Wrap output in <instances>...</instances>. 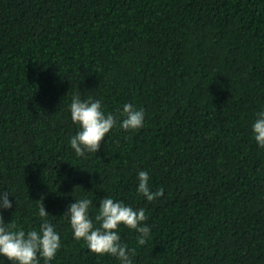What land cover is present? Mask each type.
I'll return each instance as SVG.
<instances>
[{
    "label": "trees",
    "instance_id": "trees-1",
    "mask_svg": "<svg viewBox=\"0 0 264 264\" xmlns=\"http://www.w3.org/2000/svg\"><path fill=\"white\" fill-rule=\"evenodd\" d=\"M144 126L114 127L77 156L71 96ZM264 0H0V191L17 228H38L37 201L61 234L50 264H118L76 240L63 215L88 196L144 208L151 235L134 264H264ZM149 171L146 201L136 173ZM4 259V264H12ZM43 264V258H41Z\"/></svg>",
    "mask_w": 264,
    "mask_h": 264
},
{
    "label": "clouds",
    "instance_id": "clouds-1",
    "mask_svg": "<svg viewBox=\"0 0 264 264\" xmlns=\"http://www.w3.org/2000/svg\"><path fill=\"white\" fill-rule=\"evenodd\" d=\"M71 120L78 125L75 135L69 138L71 148L77 156L86 153H96L101 141L114 127L122 129H139L144 126L145 112L142 107L125 102L119 110L122 119L117 114L106 112L101 99L88 97L82 99L79 93L71 96L68 105ZM256 118L251 124V134L258 147L264 148V108L256 112ZM136 192L146 201H153L164 195V188L151 190L148 170L140 169L136 173ZM41 196L37 201V215L40 217L38 228L29 230L17 228L6 223L3 211L13 207L9 192L0 191V258H6L12 264H50L61 247V234L55 224L48 218L50 214ZM93 200L88 196L74 198L67 205L63 215L70 224L72 235L76 240H83L88 249L96 254L115 257L118 264H134L135 250L129 248L121 239L120 226L134 229L137 243L143 245L150 237V227L146 223L144 208H134L123 200L112 196L101 197L93 216L90 209ZM4 264V259H0Z\"/></svg>",
    "mask_w": 264,
    "mask_h": 264
}]
</instances>
